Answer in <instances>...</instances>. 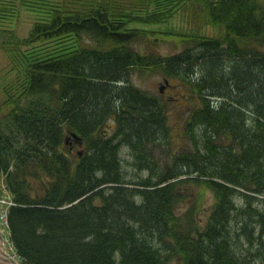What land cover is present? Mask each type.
Listing matches in <instances>:
<instances>
[{
  "label": "trees",
  "instance_id": "trees-1",
  "mask_svg": "<svg viewBox=\"0 0 264 264\" xmlns=\"http://www.w3.org/2000/svg\"><path fill=\"white\" fill-rule=\"evenodd\" d=\"M201 1L220 37L176 38L166 57L134 47L149 34L116 22L110 0L40 12L25 45L76 46L34 57L0 121L21 264H264V0ZM149 69L194 99L186 149L163 167L165 104L132 81ZM123 147L145 177L127 179Z\"/></svg>",
  "mask_w": 264,
  "mask_h": 264
},
{
  "label": "rangeland",
  "instance_id": "rangeland-1",
  "mask_svg": "<svg viewBox=\"0 0 264 264\" xmlns=\"http://www.w3.org/2000/svg\"><path fill=\"white\" fill-rule=\"evenodd\" d=\"M102 0H0V121L13 109V102L25 84L26 67L34 57L56 54L66 46H76L71 41L59 40L44 44L25 45L36 22L44 21L40 13L52 7H63L72 11L82 7L93 8ZM110 0L111 12L116 22L126 28L142 30L149 34L135 48L143 54L166 57L179 53L185 47L181 40L185 36L220 37V30L214 27L201 0ZM9 9V13H5ZM74 11V10H73ZM163 11L162 14H156ZM139 19V21H137ZM4 44V45H3ZM264 50V48H263ZM133 84L141 90L159 97L168 113V124L172 136L162 144L154 145V159L161 167L170 162L171 153L183 148L177 142L186 114L193 108L194 99L188 91L177 86L176 80L166 85L164 77L154 70L132 73ZM165 86L164 92L160 89ZM172 86V87H170ZM79 149L76 148V151ZM122 169L127 179L145 177L146 172L138 174L132 166V158L125 147L121 150ZM3 176L0 175V192ZM202 202L206 209L213 204L210 193ZM236 203L241 204L236 198ZM201 220L205 217L200 214Z\"/></svg>",
  "mask_w": 264,
  "mask_h": 264
},
{
  "label": "built area",
  "instance_id": "built-area-1",
  "mask_svg": "<svg viewBox=\"0 0 264 264\" xmlns=\"http://www.w3.org/2000/svg\"><path fill=\"white\" fill-rule=\"evenodd\" d=\"M15 206V202L10 193L7 192L5 185H3L0 192V234L3 238V243L7 255L18 263L20 262L14 247L9 239V232L7 226V214L11 207Z\"/></svg>",
  "mask_w": 264,
  "mask_h": 264
},
{
  "label": "water",
  "instance_id": "water-1",
  "mask_svg": "<svg viewBox=\"0 0 264 264\" xmlns=\"http://www.w3.org/2000/svg\"><path fill=\"white\" fill-rule=\"evenodd\" d=\"M166 85H168V83L166 82ZM165 86L162 87L160 89L161 92H164ZM75 136V135H74ZM0 264H19L18 262H16L15 260H13L12 258H10L6 252H5V248H4V244H3V238L0 234Z\"/></svg>",
  "mask_w": 264,
  "mask_h": 264
}]
</instances>
